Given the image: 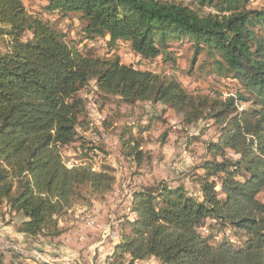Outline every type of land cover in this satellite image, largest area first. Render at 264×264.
<instances>
[{
  "label": "trees",
  "instance_id": "1",
  "mask_svg": "<svg viewBox=\"0 0 264 264\" xmlns=\"http://www.w3.org/2000/svg\"><path fill=\"white\" fill-rule=\"evenodd\" d=\"M45 1L46 11L78 14L87 37L126 40L143 57L161 56L172 42L189 43L194 59L205 51L237 88L214 97L188 90L176 77L84 52L23 0H0V31L8 38L0 51V218L8 206L27 219L19 231L56 238L61 214L114 189L113 167H69L61 153L89 126L79 92L95 79L103 98L161 102L181 113L185 125L209 117L220 129L197 174L201 197L182 186L135 191V218L122 226L108 264L151 257L162 264H264V7H253V0ZM26 31L32 37L23 40ZM208 217L247 241L211 243L200 232Z\"/></svg>",
  "mask_w": 264,
  "mask_h": 264
},
{
  "label": "rangeland",
  "instance_id": "2",
  "mask_svg": "<svg viewBox=\"0 0 264 264\" xmlns=\"http://www.w3.org/2000/svg\"><path fill=\"white\" fill-rule=\"evenodd\" d=\"M177 1L189 3V0ZM23 2L29 12L51 20L64 32L68 42L83 51L90 49L103 57H118L122 63L137 69L176 77L188 90L214 97L231 95L237 88L235 81L214 70L205 51L194 59V49L189 43L172 42L166 53L147 58L126 40L110 43L109 36L87 37L86 23L78 14L46 11L45 0ZM251 5L264 7V0H253ZM3 31H0V51L5 50L8 39L6 30ZM31 37L30 31L23 34V40ZM101 94L95 79L79 92L86 100L89 126L81 128V139L62 147L61 153L69 167L88 165L96 170L105 165L113 167L114 189L104 197H94L90 203L78 201L61 214L58 220L63 231L56 238L24 239L25 233L19 227L27 219L5 206L4 219L0 218V264H108L121 241L122 226L126 220L135 218L132 211L135 191L146 187L174 190L182 186L189 194L201 197L197 174L204 172L203 163L212 157L211 142L220 134L214 120L204 117L185 125L181 113L161 102L127 104L115 96L103 98ZM127 140L129 144L125 143ZM138 152L142 153L141 159L137 158ZM229 154L237 157L232 152ZM259 198L264 201V190ZM200 232L210 236L213 244L247 241L243 232L222 226L212 217L206 219ZM135 264L162 263L148 258Z\"/></svg>",
  "mask_w": 264,
  "mask_h": 264
},
{
  "label": "crops",
  "instance_id": "3",
  "mask_svg": "<svg viewBox=\"0 0 264 264\" xmlns=\"http://www.w3.org/2000/svg\"><path fill=\"white\" fill-rule=\"evenodd\" d=\"M23 238L28 240V239H29V236L23 234ZM146 260H148V259H146ZM150 260H154V257H151ZM143 261H144V260H143ZM156 263H157V262H156Z\"/></svg>",
  "mask_w": 264,
  "mask_h": 264
},
{
  "label": "built area",
  "instance_id": "4",
  "mask_svg": "<svg viewBox=\"0 0 264 264\" xmlns=\"http://www.w3.org/2000/svg\"><path fill=\"white\" fill-rule=\"evenodd\" d=\"M38 255H39V256H42L41 254H38ZM42 257H43V256H42ZM42 259H44V260L48 261V260H47L46 258H44V257H43Z\"/></svg>",
  "mask_w": 264,
  "mask_h": 264
}]
</instances>
